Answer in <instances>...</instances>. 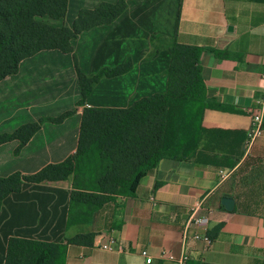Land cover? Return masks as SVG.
Masks as SVG:
<instances>
[{
    "label": "crops",
    "instance_id": "crops-1",
    "mask_svg": "<svg viewBox=\"0 0 264 264\" xmlns=\"http://www.w3.org/2000/svg\"><path fill=\"white\" fill-rule=\"evenodd\" d=\"M117 1L67 0L63 19L43 21L70 28L80 10ZM126 4L112 23L71 40L86 76L130 63L126 72L101 78L82 106L72 56L58 50L23 59L16 74L0 81V134L71 112L59 123L44 122L17 153L18 141L1 144L0 177L32 175L73 155L84 108L126 109L164 94L171 56L159 41L204 49L199 66L213 100L202 117L207 132L190 160L162 159L133 196H115L94 211L70 206L71 179L24 184L0 207V264L9 238L63 243V264H145L143 249L151 264H264V111L261 135L247 143L251 116L264 106V0ZM200 151L215 156L206 159ZM223 198L233 200L231 211ZM192 216L206 217L207 230L191 224ZM195 234H206L210 244ZM77 235L87 237L66 242ZM111 239L113 250H103Z\"/></svg>",
    "mask_w": 264,
    "mask_h": 264
},
{
    "label": "trees",
    "instance_id": "trees-1",
    "mask_svg": "<svg viewBox=\"0 0 264 264\" xmlns=\"http://www.w3.org/2000/svg\"><path fill=\"white\" fill-rule=\"evenodd\" d=\"M126 2L118 0L115 4L101 3L92 10L82 9L69 28L43 21L46 17L63 19L67 0H0V81L16 74L23 59L40 51L58 50L72 56L81 93L77 106H82L101 78L126 72L130 63L86 76L78 68L71 40L96 26L112 23L125 11ZM168 49L171 60L164 94L143 98L126 109L84 108L75 153L32 175L15 172L0 177V207L8 195L19 192L24 184L71 179L70 206L94 211L115 196H133L140 180L154 171L162 159L187 161L195 156L201 135L207 132L201 126L203 113L213 102L207 97L199 66V55L204 49L174 40ZM178 103L195 112L191 130L184 126L185 122L188 125L187 118L174 108ZM213 107L224 109L221 105ZM70 114L39 119L10 134H0V145L16 140L17 153L44 122L59 123ZM86 237L77 235L66 242L79 243ZM64 253L63 243L9 238L4 264H63Z\"/></svg>",
    "mask_w": 264,
    "mask_h": 264
},
{
    "label": "built area",
    "instance_id": "built-area-1",
    "mask_svg": "<svg viewBox=\"0 0 264 264\" xmlns=\"http://www.w3.org/2000/svg\"><path fill=\"white\" fill-rule=\"evenodd\" d=\"M263 111L264 106H261L258 110L254 111L251 116L250 128L247 134V143L251 144L256 138H258L263 130ZM199 208V203L196 204L193 214ZM191 224L201 229L202 231H206L208 227V219L206 217H191ZM193 239L202 241L205 245L210 244V238L206 234H195ZM116 241L111 239L105 245H102L101 248L103 250L112 251V245L115 244ZM140 255L144 258L145 264H151V258L148 257V253L146 249L141 250ZM162 257L172 260L173 257L169 254L163 253Z\"/></svg>",
    "mask_w": 264,
    "mask_h": 264
},
{
    "label": "rangeland",
    "instance_id": "rangeland-1",
    "mask_svg": "<svg viewBox=\"0 0 264 264\" xmlns=\"http://www.w3.org/2000/svg\"><path fill=\"white\" fill-rule=\"evenodd\" d=\"M47 19V17H46ZM45 20V19H44ZM160 44L164 45H169V42H164V41H159ZM176 111H180L183 116H185L187 118V122H188V125H186V122H185V128H188L189 130L192 129V124H194L195 120H196V115L194 114L195 112L192 111V109L190 107H188L186 104H183V103H178V106L174 107ZM187 109H191V112H187L186 110ZM176 113H174L175 115ZM212 145H209L208 148H211ZM200 155L203 156L204 158L206 157V159H210L212 157H214L215 155L211 154V153H204L203 151H200Z\"/></svg>",
    "mask_w": 264,
    "mask_h": 264
},
{
    "label": "water",
    "instance_id": "water-1",
    "mask_svg": "<svg viewBox=\"0 0 264 264\" xmlns=\"http://www.w3.org/2000/svg\"><path fill=\"white\" fill-rule=\"evenodd\" d=\"M229 31H232V29L229 28ZM221 203L227 211H231L233 209V200L232 199L223 198Z\"/></svg>",
    "mask_w": 264,
    "mask_h": 264
}]
</instances>
